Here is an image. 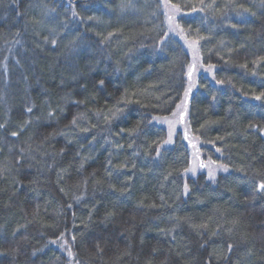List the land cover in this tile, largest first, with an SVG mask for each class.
<instances>
[{"label": "trees", "instance_id": "1", "mask_svg": "<svg viewBox=\"0 0 264 264\" xmlns=\"http://www.w3.org/2000/svg\"><path fill=\"white\" fill-rule=\"evenodd\" d=\"M261 184L264 0H0V264H264Z\"/></svg>", "mask_w": 264, "mask_h": 264}, {"label": "snow or ice", "instance_id": "2", "mask_svg": "<svg viewBox=\"0 0 264 264\" xmlns=\"http://www.w3.org/2000/svg\"><path fill=\"white\" fill-rule=\"evenodd\" d=\"M53 43H55V41H53ZM257 99H260V97H257ZM13 135H15V133H13ZM259 187H260L261 190H264V184H261Z\"/></svg>", "mask_w": 264, "mask_h": 264}, {"label": "bare ground", "instance_id": "3", "mask_svg": "<svg viewBox=\"0 0 264 264\" xmlns=\"http://www.w3.org/2000/svg\"><path fill=\"white\" fill-rule=\"evenodd\" d=\"M213 171L215 172L216 170L214 169Z\"/></svg>", "mask_w": 264, "mask_h": 264}]
</instances>
